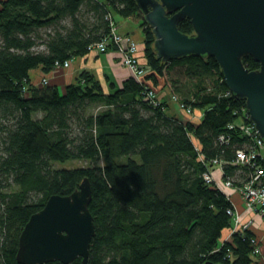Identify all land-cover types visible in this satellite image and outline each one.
<instances>
[{
  "label": "trees",
  "instance_id": "obj_1",
  "mask_svg": "<svg viewBox=\"0 0 264 264\" xmlns=\"http://www.w3.org/2000/svg\"><path fill=\"white\" fill-rule=\"evenodd\" d=\"M115 15L142 27L149 67L142 83L131 76L107 88L87 70L62 91L31 82L33 69L47 74L93 52L91 45L109 34L107 16L115 22ZM178 28L193 33L188 19ZM153 44L134 0H0V264H19L18 239L29 217L84 177L95 229L87 264H257L249 230L223 240L233 205L224 188L204 179L215 159L216 182L239 187L249 174L234 164L236 149L249 141L236 127L245 119L244 101L229 91L213 57L162 62ZM242 61L259 68L251 56ZM161 79L178 103L202 112L197 123L169 116L162 100L156 107L144 100L143 83L154 88ZM67 160L87 164L54 166Z\"/></svg>",
  "mask_w": 264,
  "mask_h": 264
},
{
  "label": "water",
  "instance_id": "obj_2",
  "mask_svg": "<svg viewBox=\"0 0 264 264\" xmlns=\"http://www.w3.org/2000/svg\"><path fill=\"white\" fill-rule=\"evenodd\" d=\"M154 36L162 62L189 55L213 57L226 86L243 100L249 120L264 141V0H134ZM188 19L193 33L179 30ZM259 68L249 70L243 57ZM91 187L84 177L67 195L53 194L25 223L18 239L19 264H87L95 235L88 205Z\"/></svg>",
  "mask_w": 264,
  "mask_h": 264
},
{
  "label": "crops",
  "instance_id": "obj_3",
  "mask_svg": "<svg viewBox=\"0 0 264 264\" xmlns=\"http://www.w3.org/2000/svg\"><path fill=\"white\" fill-rule=\"evenodd\" d=\"M114 20L116 22V29L120 34H128L137 42V55L140 60L144 61L142 58L143 38L140 35L141 27L132 19L123 18L118 15L114 16ZM83 70L92 72L107 88L110 83L118 87L125 79L131 77L129 69L122 64L121 55L114 49H108L100 54L89 52L82 57L74 58L68 67L55 68L47 74L43 73L40 68L31 70L29 74L30 80L34 85L41 84V80L46 78L48 84L56 86L59 91H62ZM154 89L157 92L158 98L164 101V107H166L164 110L166 113L168 112L167 114L169 116H175L184 122L190 121L197 123L200 120V111L196 110V113L188 116L175 103L169 101L172 90L164 80L161 79ZM213 174L217 180L220 178V169L217 166L213 169ZM224 191L229 196L235 213L239 217V222L235 226L233 221V227L224 230L223 240L230 239L233 230L238 231L247 226L245 229L253 234L258 243L259 254L255 257L257 264H264V222L261 220L260 214L247 210L240 193L234 188L224 187Z\"/></svg>",
  "mask_w": 264,
  "mask_h": 264
},
{
  "label": "built area",
  "instance_id": "obj_4",
  "mask_svg": "<svg viewBox=\"0 0 264 264\" xmlns=\"http://www.w3.org/2000/svg\"><path fill=\"white\" fill-rule=\"evenodd\" d=\"M107 18L110 20L109 34L99 43L91 45V51L100 54L104 53L108 49L116 50L121 55L122 64L129 69L131 76L137 82L142 83L145 75L149 73V67L145 61L140 60L138 57L137 43L128 35L120 34L116 29L115 22L111 20L110 17L107 16ZM70 63V61H66L62 65L56 63L55 68H66L70 65ZM41 84H48L47 79L43 78L41 80ZM143 84L144 100L148 101L154 107L159 106L161 104V100L157 97L155 89L150 87L147 83ZM170 98L175 102L178 108L184 110L188 114L192 113V111L178 103L177 98L174 95H171ZM243 116L245 119L238 121L236 127L240 129V132L244 136L249 138V141L236 149L234 164L249 167L250 172L246 179L239 187H233L230 180H225L222 181V183H219L215 181L210 168H208V171L204 173V179L207 183H213L219 189L223 190L224 187H231L237 190L244 201L245 208L249 211L259 213L261 220L264 222V167L260 164L261 161L264 163V141L259 136L254 124L250 122L249 115L245 107L243 110ZM234 126V124H229L227 127L228 129H232ZM219 141L222 143L226 142L225 136L220 135ZM212 163L221 169V163L217 159L213 160ZM228 212L233 216L234 225L236 226L239 222V217L236 215L234 208L232 211ZM253 241H255V239H253ZM254 253H258V247L254 249Z\"/></svg>",
  "mask_w": 264,
  "mask_h": 264
},
{
  "label": "rangeland",
  "instance_id": "obj_5",
  "mask_svg": "<svg viewBox=\"0 0 264 264\" xmlns=\"http://www.w3.org/2000/svg\"><path fill=\"white\" fill-rule=\"evenodd\" d=\"M141 29H142V27H141ZM140 33V32H139ZM123 35H128V34H123ZM140 35H142V38H143V33H142V30H141V34ZM129 36V35H128ZM130 37V36H129ZM133 41H135L132 37H130ZM136 42V41H135ZM137 43V42H136ZM150 87L152 86V85H150V83H147ZM155 93H156V95H157V92H156V90H155ZM158 97V96H157ZM170 97V96H169ZM170 100V102H172V103H175L174 101H172V99L171 98H169ZM165 109H166V107H164ZM184 111V110H183ZM199 111V110H198ZM185 112V111H184ZM197 111L196 110H194L191 114H188V113H186V114H188V116L189 115H193L194 113H196ZM168 113V112H167ZM200 113H202V112H200ZM125 161V158H123V157H121V158H119L118 159V162L119 163H123ZM86 161H83V160H67V161H65V162H57L56 164H54V166L55 167H61V168H72V167H82V166H86Z\"/></svg>",
  "mask_w": 264,
  "mask_h": 264
}]
</instances>
